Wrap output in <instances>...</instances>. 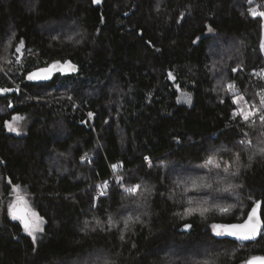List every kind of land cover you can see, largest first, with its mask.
<instances>
[{
  "label": "trees",
  "instance_id": "16d2710c",
  "mask_svg": "<svg viewBox=\"0 0 264 264\" xmlns=\"http://www.w3.org/2000/svg\"><path fill=\"white\" fill-rule=\"evenodd\" d=\"M250 10L264 0H0V264L264 254V230L255 242L217 235L259 199L264 220V17ZM39 70L52 76L28 79ZM234 95L262 112L234 115ZM17 114L20 135L6 126ZM213 154L229 172L198 167ZM17 196L43 218L35 241L9 214Z\"/></svg>",
  "mask_w": 264,
  "mask_h": 264
},
{
  "label": "snow or ice",
  "instance_id": "6c2138e0",
  "mask_svg": "<svg viewBox=\"0 0 264 264\" xmlns=\"http://www.w3.org/2000/svg\"><path fill=\"white\" fill-rule=\"evenodd\" d=\"M95 3H99L100 0H94ZM251 14L255 17L257 15L264 17V12H258L256 10H250ZM209 31H212L211 28H209ZM21 46H22V42L21 45H18L16 48L17 52H20L21 50ZM58 63V62H57ZM56 65H53V67H55ZM236 69H233V71H235ZM47 71V70H46ZM49 78L47 75L41 76L38 73H30L28 75V79H47ZM228 88L230 90L234 89V85L229 84ZM9 91V89H0V93L2 92H7ZM186 101L188 103L191 102V97L190 96H186L185 97ZM241 101H244L245 104H247V101L244 99V97L242 95H234L232 102L234 104L239 105L241 103ZM261 104H264V96H261ZM254 107V106H250ZM259 109H256V112H259ZM256 112L251 111V110H245L243 107L238 108L235 112L234 115H239L242 117V119L244 121H248L250 116H254L256 114ZM91 115V114H89ZM21 118L19 116L14 117L13 120L14 121H18ZM260 120L261 122H264V114H262L260 116ZM8 128L10 131H18V128L14 127L13 123L9 122L8 123ZM239 144H251V141H244L241 140L238 142ZM261 153H264V148L260 149ZM236 158L237 161L239 160V153L236 154ZM252 157L249 156V159H251ZM113 168H116L117 165H113ZM198 167L201 168H209L211 170L212 167H214L215 169H220L223 172H229L230 168H231V164L225 162L223 167L221 165V163L216 159V155H209L208 157H206V159L204 160V162L201 165H198ZM233 175H238L239 174V169L237 168L236 171L234 173H232ZM121 178H118V180ZM192 185H193V189L194 190H199L200 187H211V185H198L196 181H192ZM102 188L107 187V182L105 181L102 185ZM140 185L136 184L130 187H125L124 191L127 193H136L139 189H140ZM235 186H229L227 189H225V191H231L232 188ZM146 192L149 191L148 188L144 189ZM13 191L18 192L19 191V186L16 185L13 187ZM22 201V198L17 196V202L10 204L9 207V214L12 216L13 219H18L22 222L24 230L26 232H28L30 235H32L33 241H35L36 236L35 233L37 231H43V229L40 227V224L42 223L43 218L39 217L37 213L30 211L27 207L24 208H20L19 204ZM187 203L189 205L192 204V198H189ZM260 207L259 202H257V204L255 205V207L252 208L251 212L248 214L247 219L244 221V223L242 224H236V225H231L229 226L225 231L227 235H231L234 236L240 240H253L255 239L259 234H260V228L262 227V225H264V221H261L258 214H257V209ZM197 209H193L192 207L187 208L185 211L186 212H193ZM227 208L222 209V211H227ZM201 211H206V209H201ZM133 219L132 216H127L124 218V224L125 227H127L129 221H131ZM136 219H139V217H136ZM110 222H111V218H110ZM87 225V221L85 222ZM100 222L97 221V224H99ZM187 227V226H186ZM215 227V226H214ZM223 233L221 232H217V235H221ZM121 239H123V237H121ZM245 264H264V256H259V257H250Z\"/></svg>",
  "mask_w": 264,
  "mask_h": 264
},
{
  "label": "water",
  "instance_id": "95a60500",
  "mask_svg": "<svg viewBox=\"0 0 264 264\" xmlns=\"http://www.w3.org/2000/svg\"><path fill=\"white\" fill-rule=\"evenodd\" d=\"M35 73H38V74L41 75V76L47 75L49 78H50V76H52L48 70H47V71H46V70H39V71H36ZM169 76H170V79H171L172 81H175V80H176V77L173 75L172 72L169 73ZM49 78H47V79H49ZM47 79H35V80H47ZM176 88L180 91L179 83L176 84ZM0 89H1V88H0ZM257 202H259V204H260V207L257 209V214H258L260 220H261V221H264V220H263V216L261 215V214H262V210H263V200H262V199L257 200V201L253 204V206L251 207L249 213L251 212L252 208L255 207V205L257 204ZM19 207H20V208H24V207H27V206H26V204H25L23 201H21L20 204H19ZM27 208H28V207H27ZM28 209H29V208H28ZM249 213H248V214H249ZM247 216H248V215H247ZM247 216H246V219H247ZM246 219H245V220H246ZM245 220H244V221H245ZM244 221H241V222H234V223L226 224V225L224 226V228L222 229V230L224 231V232H223L224 236L227 237V238H229V239L235 240V241H237V240H239V241H245V242H255V241H257V240L261 237V235H262V233H263L264 225H262V227L260 228V234H259L255 239H253V240H240V239H238V238H236V237H234V236H231V235H227V234H226V231H225V230H226L229 226H231V225H236V224H242V223H244ZM20 222H21V221H20ZM21 223H22V222H21ZM22 225H23V224H22ZM259 256H264V254L252 255L251 257H259ZM249 258H250V257H249ZM249 258H248V259H249Z\"/></svg>",
  "mask_w": 264,
  "mask_h": 264
},
{
  "label": "rangeland",
  "instance_id": "374dc122",
  "mask_svg": "<svg viewBox=\"0 0 264 264\" xmlns=\"http://www.w3.org/2000/svg\"><path fill=\"white\" fill-rule=\"evenodd\" d=\"M263 50H264V40H263ZM186 96H189V95H187V94H184L182 97H181V101L182 102H186V103H188L187 101H186V99H185V97ZM240 107H243L246 111L247 110H251V111H256V109H257V107H255V108H250V105L247 103V104H245L244 103V101H241V103L238 105V108H240ZM17 116H19L21 119L20 120H18V121H14L13 119H11L10 121H8L7 122V124H6V126H7V128H8V123L9 122H11V123H13V125H14V127H16V128H18V131H12L13 133H15V134H24L26 131H28L27 130V128H28V123H27V121H26V119H27V116H25V115H20V114H17V115H15L14 117H17ZM9 129V128H8ZM22 201L26 204V202L22 199ZM13 203H15V202H17V197L15 198V199H13V201H12ZM12 203V204H13ZM26 206L29 208V210L30 211H33L31 208H30V206H28L27 204H26ZM34 212V211H33ZM36 213V212H35ZM224 226L225 225H219L218 226V231H220L221 230V232L223 233L224 231L222 230L223 228H224Z\"/></svg>",
  "mask_w": 264,
  "mask_h": 264
},
{
  "label": "built area",
  "instance_id": "2783aa9c",
  "mask_svg": "<svg viewBox=\"0 0 264 264\" xmlns=\"http://www.w3.org/2000/svg\"><path fill=\"white\" fill-rule=\"evenodd\" d=\"M257 109L260 110L259 112H256V111H255L257 114L262 112L260 107H257ZM146 163H147L148 165H151V163H152L151 159H149V158L146 159ZM115 175H116V173L113 172L112 175H111V177H110L109 179L105 180V181L107 182V186H108V187H110V186L112 185V180H113V178L115 177ZM105 181H104V182H105ZM101 195H102V188H99V189L97 190V193H96V195H95V198L98 199Z\"/></svg>",
  "mask_w": 264,
  "mask_h": 264
}]
</instances>
